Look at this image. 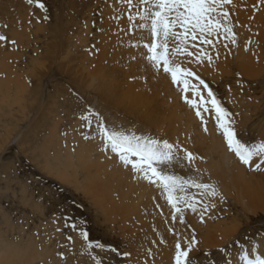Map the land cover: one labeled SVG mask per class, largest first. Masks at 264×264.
<instances>
[{
    "label": "rangeland",
    "instance_id": "1",
    "mask_svg": "<svg viewBox=\"0 0 264 264\" xmlns=\"http://www.w3.org/2000/svg\"><path fill=\"white\" fill-rule=\"evenodd\" d=\"M40 2L47 12L35 0H0V34L8 38L0 41V264H173L177 239L186 247L193 236L192 264L264 255V158L245 165L229 149L228 172L211 104L207 112L201 105L204 131L184 99L200 103L199 87L207 100V89L192 77L185 93L147 60L152 38L142 27L150 21L138 15L140 0L134 7L123 0ZM227 11L235 44L223 33L208 37L214 46L189 39L188 56L175 52L179 41L170 36V59L209 85L233 114L238 139L252 146L264 142V0H233ZM193 44L205 46L212 62H198ZM139 91L141 104L129 97ZM94 113L109 126L178 145V158L163 170L188 182L179 194L197 211L181 203L176 213L159 183L105 151ZM210 129L224 147L213 145ZM99 175L114 188L91 194ZM194 184H212L217 194Z\"/></svg>",
    "mask_w": 264,
    "mask_h": 264
},
{
    "label": "snow or ice",
    "instance_id": "2",
    "mask_svg": "<svg viewBox=\"0 0 264 264\" xmlns=\"http://www.w3.org/2000/svg\"><path fill=\"white\" fill-rule=\"evenodd\" d=\"M33 2L34 0H28L29 4ZM35 2L39 8L45 12L48 11L45 3L40 2V0H35ZM123 2L129 7L135 6L132 0H123ZM140 5L144 7L143 12L138 13L140 19L150 21V24L142 25V27L149 29L152 38L151 43L144 45L148 53H150L146 57L147 60L157 70L162 66L163 71L171 75L174 83H182L183 88L181 90L185 93L193 89V86L189 83V79L192 77H195L199 81V85L207 89V100L201 94L199 87L194 89L200 103L188 100L187 95L184 97L186 103L196 108V116L205 125L204 131L208 129L202 110L207 112V105L210 103L215 112L217 126L222 131L229 149L236 154L239 160L245 165H251L254 157L260 156L264 158V142L252 146L242 143L238 139L234 127L233 114L217 99L209 85L196 73L182 68L170 59L168 47V38L170 36L179 41V46L175 49V52L187 54L188 56L194 55L187 48L189 39L193 42L199 39L201 44L214 46L213 40L208 37H218L219 34L223 33L225 39L230 38L231 42L235 44L237 36L230 13L227 11V6L233 5V0H140ZM128 19L131 21L134 17L129 15ZM176 29H180V31H176ZM7 39L5 35L0 34V41H6ZM12 43H15V41H12ZM192 46L198 48V54H195V59L198 62L205 57L210 63L212 62V56L203 48H199L196 44ZM201 105H203L202 110ZM88 111L92 112L91 109H88ZM94 115L97 118V134L104 144L105 151L111 150L112 153L118 156L122 164L125 166L131 165L137 173H141L143 179L153 184L159 183L166 195L167 202L176 213H182L183 209L179 206L181 203H184L193 212L197 211L195 202L189 201L186 196L179 194L185 191V185L188 182L174 175L167 174L163 170L164 166L178 158V145H174L168 140H159L150 136H138L133 132L109 126L99 113H94ZM84 119L91 126L90 117H84ZM133 157L136 159H133ZM184 159L191 163L195 157L193 153L186 151ZM260 167L261 165L257 164L256 170L259 171ZM194 186L203 189L205 193L217 194V189L212 184H194ZM172 219L175 220L176 216H173ZM201 220H203V212L201 213ZM72 226L76 227V225ZM81 235L86 240L88 239L87 232H82ZM196 243L195 236H193L191 240L186 242V247H182L178 238L175 243L174 264H192L190 253ZM240 259L245 261V264H264V255L258 254L250 259L249 253L244 252Z\"/></svg>",
    "mask_w": 264,
    "mask_h": 264
},
{
    "label": "bare ground",
    "instance_id": "3",
    "mask_svg": "<svg viewBox=\"0 0 264 264\" xmlns=\"http://www.w3.org/2000/svg\"><path fill=\"white\" fill-rule=\"evenodd\" d=\"M238 6V5H237ZM242 8V7H241ZM237 9V8H236ZM250 9V8H249ZM247 10V9H246ZM252 12H253V10H252ZM245 15V17H246V14H244ZM241 16V15H240ZM249 18V17H248ZM241 20H244L243 18L241 19ZM245 22V21H244ZM200 48H205V46H201ZM196 51H197V53H198V49H196ZM240 65H242V64H240ZM244 65V64H243ZM202 67V68H201ZM200 68L201 69H203L204 71H208V69H207V67H206V65H204V66H201ZM132 95V94H131ZM131 95H129V97H131V99L130 98H128V99H130L132 102H136V103H140L139 101L140 100H145V95H143V93L142 92H138V93H136L135 92V94H133L132 96ZM133 97V98H132ZM127 99V98H126ZM141 104V103H140ZM210 131H211V129H210ZM210 138L211 139H213V142H214V144H213V142H212V144L215 146V147H217V148H220L222 145H221V142H223L221 139H218L217 138V136L215 135V131H211V135H210ZM221 141V142H220ZM223 144L225 145V143L223 142ZM213 145H212V149H214V147H213ZM224 145L222 146V147H224ZM216 149V148H215ZM214 149V150H215ZM218 151V150H217ZM230 152L231 151H229V147H228V145L227 146H225V155H226V157L223 159V160H225V165H226V167L225 168H227L228 169V162L230 161L229 160V156H230ZM221 153V152H220ZM223 153H221V155H222ZM221 157V156H220ZM233 158V157H232ZM231 158V159H232ZM221 160H220V163L222 162ZM235 161V160H234ZM230 163V162H229ZM234 164H237V163H234ZM231 165V164H230ZM223 166V165H222ZM224 167V166H223ZM224 168V169H225ZM236 169V168H235ZM241 171V170H240ZM224 172V171H223ZM228 172H230L229 171V169H228ZM234 172V171H233ZM237 172V171H236ZM235 172V173H236ZM244 173V172H243ZM245 173H247V172H245ZM100 177H101V175H99ZM93 177L92 178V180H91V182H90V185H91V187L93 188L94 186H99L97 189H95V187L93 188V189H91L90 188V193L91 194H95L96 192H98V193H102L100 190H102V189H106L107 188V186L108 187H113L112 185H110V184H108V183H104V180L102 181V177L100 178V177ZM239 177H245L243 174L242 175H239ZM94 179V180H93ZM231 182V181H230ZM88 185V184H87ZM94 185V186H93ZM103 185H104V187H103ZM106 186V187H105ZM90 187V186H89ZM150 187V186H149ZM114 188V187H113ZM151 188H152V186H151ZM108 189V188H107ZM110 189V188H109ZM144 189L146 190L147 188L144 186ZM153 190V189H152ZM151 190V191H152ZM233 190V189H232ZM108 191V190H107ZM110 191H112V189H110ZM148 191H149V188H148ZM147 191V192H148ZM105 192V191H104ZM153 192H155V191H153ZM152 192V193H153ZM255 192H256V190H255ZM105 193H107V192H105ZM113 193V192H112ZM111 193V194H112ZM152 193H150V194H152ZM97 194V193H96ZM103 194V193H102ZM98 195V194H97ZM255 196V195H254ZM100 197H102V196H100ZM106 199V198H105ZM104 201V200H103ZM116 202V201H115ZM119 202V201H118ZM99 204H101V203H99ZM105 204V203H104ZM108 205H109V207L108 206H106V207H108L110 210H111V212L113 211L112 209L114 208V200H113V198H112V196H111V199H110V202L109 203H107ZM101 205H103V204H101ZM106 205V204H105ZM116 207V206H115ZM15 255H16V253H14ZM20 254V253H19ZM259 253H258V251L257 252H253V254H249V256H251V257H255L256 255H258ZM260 255V254H259ZM262 255V254H261ZM9 256H11L12 257V255H9ZM241 261V264H243V260H240ZM168 264V263H167ZM174 264V263H173ZM236 264H240V262H236Z\"/></svg>",
    "mask_w": 264,
    "mask_h": 264
}]
</instances>
